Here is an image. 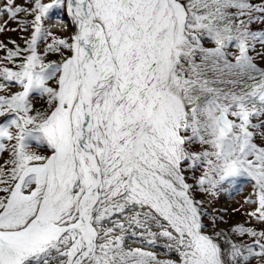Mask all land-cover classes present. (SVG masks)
<instances>
[{"label":"snow or ice","instance_id":"snow-or-ice-1","mask_svg":"<svg viewBox=\"0 0 264 264\" xmlns=\"http://www.w3.org/2000/svg\"><path fill=\"white\" fill-rule=\"evenodd\" d=\"M7 32L0 264H264V0H0Z\"/></svg>","mask_w":264,"mask_h":264},{"label":"rangeland","instance_id":"rangeland-1","mask_svg":"<svg viewBox=\"0 0 264 264\" xmlns=\"http://www.w3.org/2000/svg\"><path fill=\"white\" fill-rule=\"evenodd\" d=\"M67 19V17H64ZM15 25H13L14 27ZM56 29L54 28L53 31ZM8 38L14 39L17 43H22L21 33L19 32H7L3 36H0V39L7 40ZM252 191V187L249 183H241L239 186V191L234 194L229 195L225 193L217 200H211L207 202V207L210 211H223L227 210L225 213V219L228 221V224L242 223L247 220V217L243 214L247 205L244 208H241L240 211L233 212V209L239 208L243 204L244 198L248 196Z\"/></svg>","mask_w":264,"mask_h":264}]
</instances>
